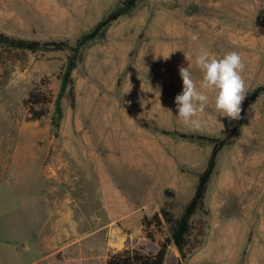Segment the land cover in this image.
<instances>
[{
	"label": "rangeland",
	"instance_id": "1",
	"mask_svg": "<svg viewBox=\"0 0 264 264\" xmlns=\"http://www.w3.org/2000/svg\"><path fill=\"white\" fill-rule=\"evenodd\" d=\"M120 7L122 0H0V32L75 45ZM200 46L217 58L241 53L247 95L241 118L230 120L209 94L206 124L194 130L178 119L175 97L181 67L202 78ZM71 55L0 48V142L10 144L0 173V264H47L58 212L65 240L51 264H106L126 248L156 253L173 226L146 232L144 216L168 206L179 219L214 149L175 131L221 138L237 126L217 157L205 209L190 221L184 264H264V94L251 101L264 86V0H140L83 49L75 108L64 99L59 120L54 102L38 106L47 114L28 121L24 98L39 89L55 101ZM17 154L25 160L18 167ZM169 250L165 264H178V249Z\"/></svg>",
	"mask_w": 264,
	"mask_h": 264
},
{
	"label": "trees",
	"instance_id": "2",
	"mask_svg": "<svg viewBox=\"0 0 264 264\" xmlns=\"http://www.w3.org/2000/svg\"><path fill=\"white\" fill-rule=\"evenodd\" d=\"M139 1L140 0H122L123 7H120L106 19L101 21L94 28V30L83 35L75 45H71L69 42L65 41L28 39L0 32V48H4L9 51L37 52L39 50H70L72 52V55L68 60L66 70L61 77L62 82L60 92L55 101L53 97H50L46 92L39 89H33L24 100V106L26 107L28 114V121L40 120L47 114L45 109L38 110V106L44 107L54 102L56 106V114L59 120L63 118L62 103L64 99L70 103L72 108H75L76 91L73 73L81 61L83 49L88 43L103 37L108 28L121 17L129 14L137 6ZM262 94H264V86H260L252 92L251 101H255ZM239 130L240 127L237 126L232 132L221 138L206 134L175 131V134H178L182 138L207 141L214 144V149L208 166L200 176L193 198L185 207L181 217L177 220H175L174 215L168 206L163 207L152 217L147 215L144 216L142 224L146 232L151 230L152 227L160 228L164 222L173 226L171 237L167 238L160 244V248L156 253H144L140 249L126 248L122 251L111 254L108 257L106 264H165L167 252L171 245H175L181 255V260L178 264H184L188 254L192 250L189 241L191 234L190 221L194 215L205 209V196L208 184L216 167L217 157L223 148L232 142ZM148 236L151 240L154 239L152 234Z\"/></svg>",
	"mask_w": 264,
	"mask_h": 264
},
{
	"label": "clouds",
	"instance_id": "3",
	"mask_svg": "<svg viewBox=\"0 0 264 264\" xmlns=\"http://www.w3.org/2000/svg\"><path fill=\"white\" fill-rule=\"evenodd\" d=\"M190 39L197 41L199 36L193 33ZM185 56L189 61V57ZM195 65L202 73L199 82L193 79L188 67L179 69L183 91L175 97L178 119L192 129L200 130L206 124L203 116L209 105V94H212L214 108L219 116L239 120L241 105L247 95L243 76L246 64L241 53L230 51L222 58H217L206 47L200 46L195 56Z\"/></svg>",
	"mask_w": 264,
	"mask_h": 264
},
{
	"label": "crops",
	"instance_id": "4",
	"mask_svg": "<svg viewBox=\"0 0 264 264\" xmlns=\"http://www.w3.org/2000/svg\"><path fill=\"white\" fill-rule=\"evenodd\" d=\"M25 99H26V97L24 98V100ZM24 100H23V103H24ZM34 143H35L34 146H36V147L40 146L41 147L40 143H38V142H34ZM5 144H7V143L0 142V173H1V171L3 169L5 171V168L7 167L6 164H8V162L6 161V157H5L4 151H3V149H4L3 147L5 146ZM7 145H10V144H7ZM8 149L11 150L10 146H9ZM38 156H41V154H38V152H36V151L33 154H31V158H34V159H37ZM10 158L12 159V157H10ZM22 159H23V161H25L23 156H20L19 154L16 155V159H15L16 160V164H15L16 167L20 166L18 163H20L19 161H21ZM2 165H4L3 169H2ZM58 213L59 214L56 215V222H55V228L58 231H57V236L54 238L56 246H54L51 249H48L49 252L46 253V256H45V258L43 260L47 264H51L52 263L51 261H52L53 256H54V254H52L53 253L52 251H53V249L55 250L58 247L60 238L62 239L63 242L65 240V226L67 224H64V221L61 218L59 219L61 213L60 212H58ZM65 217L67 218V214H65ZM32 264H41V262L38 260V261L33 262Z\"/></svg>",
	"mask_w": 264,
	"mask_h": 264
},
{
	"label": "bare ground",
	"instance_id": "5",
	"mask_svg": "<svg viewBox=\"0 0 264 264\" xmlns=\"http://www.w3.org/2000/svg\"><path fill=\"white\" fill-rule=\"evenodd\" d=\"M124 120H125V119H124ZM140 120H141V119H140ZM107 124H108V123H107ZM107 124H106V126H107ZM135 124H137V123H135ZM139 124H140V123H139ZM139 124H138V125H139ZM136 127H137V126H136ZM104 128H105V127H104ZM105 130H106V129H105ZM128 130H129V129H128ZM0 133H1V132H0ZM105 133H106V132H105ZM116 138H117V137H116ZM9 139H10V138H9ZM106 140H107V139H106ZM111 140H112V139H111ZM1 141H2V140H1ZM4 141H5V140H4ZM12 142H13V141H12ZM2 143H3V142H2ZM14 144H15V143H14ZM1 146H2V145H1ZM115 147H116V146H115ZM1 150H2V149H1ZM8 158H9V157H8ZM8 158H7V159H8ZM7 159H6V160H7Z\"/></svg>",
	"mask_w": 264,
	"mask_h": 264
},
{
	"label": "water",
	"instance_id": "6",
	"mask_svg": "<svg viewBox=\"0 0 264 264\" xmlns=\"http://www.w3.org/2000/svg\"><path fill=\"white\" fill-rule=\"evenodd\" d=\"M171 253V250L168 251V255Z\"/></svg>",
	"mask_w": 264,
	"mask_h": 264
}]
</instances>
